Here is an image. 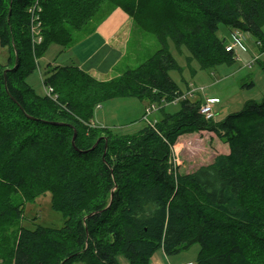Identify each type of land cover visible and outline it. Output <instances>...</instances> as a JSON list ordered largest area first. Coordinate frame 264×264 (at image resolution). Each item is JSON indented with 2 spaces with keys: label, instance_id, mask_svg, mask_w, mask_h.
Wrapping results in <instances>:
<instances>
[{
  "label": "trees",
  "instance_id": "trees-1",
  "mask_svg": "<svg viewBox=\"0 0 264 264\" xmlns=\"http://www.w3.org/2000/svg\"><path fill=\"white\" fill-rule=\"evenodd\" d=\"M108 1L145 22L158 50L108 82L47 66L41 80L51 99L37 97L25 78L51 45L71 44L79 0H0V47L9 53L0 64V226L20 222L17 195L31 203L49 193L65 219L60 228L21 229L10 264H119L118 257L148 264L159 249L171 254L196 244L197 264H264V99L221 122L206 119L201 100L181 99L167 49L168 40L185 47L201 70L233 63L218 27L264 45V0ZM117 98L178 99L179 111L133 136L91 131L94 109ZM201 132L227 140L228 152L178 174L169 164L173 145Z\"/></svg>",
  "mask_w": 264,
  "mask_h": 264
},
{
  "label": "rangeland",
  "instance_id": "rangeland-1",
  "mask_svg": "<svg viewBox=\"0 0 264 264\" xmlns=\"http://www.w3.org/2000/svg\"><path fill=\"white\" fill-rule=\"evenodd\" d=\"M114 9L118 8L108 0H79V5L75 10L81 19L79 27L69 32L72 35L71 44L68 46L51 45L44 53L43 60L56 61L58 65L67 66L72 65L71 60H80L89 55L97 48L98 40L91 39L83 44L79 43L90 36L101 19ZM30 10L33 11V7ZM37 17L40 21V16ZM137 22L136 31L139 35L132 34L125 49L123 63L131 60H147L159 48L154 36L147 32L150 29L147 30L143 24L145 22L141 20ZM40 24L42 36L41 21ZM81 24L84 25L80 26ZM154 28L155 26L152 25L151 30ZM262 31L264 33V26ZM217 36L225 39L227 43H233L232 34L223 25H219ZM241 42L247 51L241 52L236 47L233 63H224L211 70H201L195 61H190L185 47H176L171 40L167 41L169 54L179 68L169 73L170 78L177 85L182 96L188 100H198V96L202 102H205V98L218 99L219 104L214 105L212 111L214 122H221L228 115L240 112L246 102L260 103L264 99L262 47L258 46L259 42L252 38H245V41ZM8 56L7 49L0 47L1 65H5ZM25 80L37 97L47 96L38 69L27 75ZM178 103L179 100L171 103L163 101L157 104L152 103L148 98L143 100L111 99L94 109L93 125L90 123L89 127H92L91 131L95 127L106 129L111 135L133 136L149 125V122L159 121L165 114H176L179 111ZM146 115L148 122L145 121ZM227 152V140L220 139L209 132L189 133L179 137L173 145L169 164L178 174H189L192 170L207 165L216 155ZM13 203L21 206L23 216L20 222L0 226V264H10V255L21 229L32 230L37 226L60 228L65 222L60 213L53 211L49 193L39 196L31 203H26L22 196L17 195L13 198ZM198 252L197 244L187 250L171 254L159 249L149 257L148 264H197ZM117 261L119 264H129L124 257H118Z\"/></svg>",
  "mask_w": 264,
  "mask_h": 264
},
{
  "label": "crops",
  "instance_id": "crops-1",
  "mask_svg": "<svg viewBox=\"0 0 264 264\" xmlns=\"http://www.w3.org/2000/svg\"><path fill=\"white\" fill-rule=\"evenodd\" d=\"M136 29V23L134 22V20L123 10L119 8L112 10L103 19H101V22L95 28L94 32L79 43L83 44L91 39H97L99 42L97 48L89 55H86L80 60H71L73 62L72 65L67 66L78 68L80 71L88 75L90 78L96 80L97 82H108L112 79L118 78L126 70L131 69L134 65L138 66L142 64V62L146 61L131 60L129 62L123 63L125 49L130 41L132 34L139 33L136 31ZM245 38L249 37L246 36ZM245 38L243 42L245 41ZM238 49L241 52L247 51L243 43L242 47H238ZM43 57L44 55L40 59L35 61V64H37L36 69L39 70L40 77L41 72L47 66L65 67V65H58L56 61L51 62L50 60H43ZM198 97L197 99L201 100L199 99L200 97ZM213 99L218 101V99L216 98ZM208 100L211 99L205 98V102H202V105L205 104ZM216 104H219V101Z\"/></svg>",
  "mask_w": 264,
  "mask_h": 264
},
{
  "label": "built area",
  "instance_id": "built-area-1",
  "mask_svg": "<svg viewBox=\"0 0 264 264\" xmlns=\"http://www.w3.org/2000/svg\"><path fill=\"white\" fill-rule=\"evenodd\" d=\"M36 6H37V4H35V6L33 7V11H32L31 33H32L33 40H35L36 43L38 44L41 41V37H40L41 24H40V21H39V19L37 17L38 15H35L34 14V16H33V12L36 9ZM232 36H233V43L232 44L231 43H226L227 44V46H226V50L227 51H234V49L236 47L237 48L238 47H242V42L241 41L244 40V36L240 32H234V34ZM258 46L262 47V53H261V55H264V45H262L261 42H259ZM257 58H255V59H257ZM45 89H46L47 97H49L51 99H55V95H54L53 89L50 88V87H47ZM191 95H193V93H191ZM183 99H186V98L183 97ZM174 101L177 102L178 99H176ZM216 103H218V101L215 100V99L208 100L205 104H203L201 106V108H200V114H202L206 119H210L211 118V114H212V112H211L212 111V107ZM145 121L148 122L147 115L145 117ZM149 125H151V122H149Z\"/></svg>",
  "mask_w": 264,
  "mask_h": 264
},
{
  "label": "water",
  "instance_id": "water-1",
  "mask_svg": "<svg viewBox=\"0 0 264 264\" xmlns=\"http://www.w3.org/2000/svg\"><path fill=\"white\" fill-rule=\"evenodd\" d=\"M74 146V145H73Z\"/></svg>",
  "mask_w": 264,
  "mask_h": 264
}]
</instances>
